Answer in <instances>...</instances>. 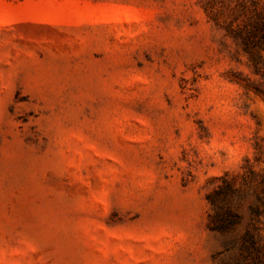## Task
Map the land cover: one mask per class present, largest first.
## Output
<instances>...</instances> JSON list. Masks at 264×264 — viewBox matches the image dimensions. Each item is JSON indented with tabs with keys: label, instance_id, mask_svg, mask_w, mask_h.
Segmentation results:
<instances>
[{
	"label": "rangeland",
	"instance_id": "374dc122",
	"mask_svg": "<svg viewBox=\"0 0 264 264\" xmlns=\"http://www.w3.org/2000/svg\"><path fill=\"white\" fill-rule=\"evenodd\" d=\"M252 15L0 0V264H264V49L229 31Z\"/></svg>",
	"mask_w": 264,
	"mask_h": 264
},
{
	"label": "trees",
	"instance_id": "16d2710c",
	"mask_svg": "<svg viewBox=\"0 0 264 264\" xmlns=\"http://www.w3.org/2000/svg\"><path fill=\"white\" fill-rule=\"evenodd\" d=\"M239 4L243 8H249L253 15L248 17L241 26L234 27V24H230L229 31L244 50L251 54V58L256 60V50L264 49V9L259 10L261 7L257 0H239ZM234 197H236V188L226 178H222V183L208 195L213 208V214L210 215L212 231L225 235L239 222L240 215L223 204L228 198ZM252 210L255 214L258 211L257 207ZM245 237H248V233Z\"/></svg>",
	"mask_w": 264,
	"mask_h": 264
}]
</instances>
